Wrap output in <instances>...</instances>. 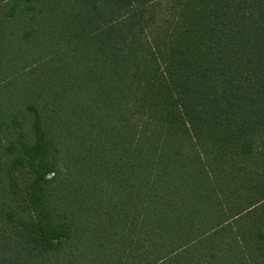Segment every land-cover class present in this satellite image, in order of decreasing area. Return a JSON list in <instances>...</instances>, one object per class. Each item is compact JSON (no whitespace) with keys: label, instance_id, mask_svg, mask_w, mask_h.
<instances>
[{"label":"trees","instance_id":"16d2710c","mask_svg":"<svg viewBox=\"0 0 264 264\" xmlns=\"http://www.w3.org/2000/svg\"><path fill=\"white\" fill-rule=\"evenodd\" d=\"M0 264H264V0H0Z\"/></svg>","mask_w":264,"mask_h":264}]
</instances>
